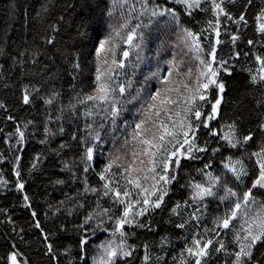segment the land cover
<instances>
[{
  "label": "snow or ice",
  "instance_id": "snow-or-ice-1",
  "mask_svg": "<svg viewBox=\"0 0 264 264\" xmlns=\"http://www.w3.org/2000/svg\"><path fill=\"white\" fill-rule=\"evenodd\" d=\"M224 2L225 0H169L170 4L175 5L172 7L167 4L161 5L157 0H133L132 3L129 0H112L108 7L105 15L109 19L117 10L120 15L116 24H109L110 31L102 37L95 38L96 42L93 44L96 63L95 89L92 94H87L83 98L76 97L78 104L87 105L88 102H92V107L81 112V116L85 118L84 128L72 134L73 141L79 140L81 149L79 160L83 164V173H85L81 195L90 193L97 197L95 207L83 216L79 224L74 225L78 234L83 230V234L78 235L79 259L82 264H89L88 244L97 233H107V236L94 246L95 255L91 257L90 264H131L137 245L129 243L130 236L136 235L135 231L130 230L152 231L151 220L146 222L142 218L150 217L165 206L166 197L169 196L172 186L179 182V171L183 162L201 159L209 151L211 157L203 163L202 168L195 170L203 180L189 179L186 184L181 185V188L188 190V196L169 208L168 221L174 224L175 229L182 232L187 231L192 222H195V228L199 229L203 221L205 223L203 233L200 231L189 233L190 242L188 236H185L184 246L172 257L171 264H207L213 249L217 254L223 252L226 257H230V262L226 261V264H254V252L257 246L264 245V201H257L253 191L264 190V139L249 151L256 137L255 131L245 132L237 119L226 120L219 127H213L211 124L220 116L222 94L225 91V83L218 77L221 72L231 74L227 61L217 59V46L223 42L220 39V29L223 24L221 17L237 25V32L229 35L234 48L236 41L240 39L237 34L239 27L248 26L246 12L233 16L224 7ZM228 2L234 3V0ZM251 4L252 0H247L245 9ZM196 11L205 13L210 11L213 17L206 21V27H201L199 32L184 26L181 19L182 16L192 18ZM162 18L165 19V24L172 25L176 32V40L171 42L172 56L169 59H158L155 69L144 76L141 86L135 88V95H132L130 90L133 89L134 82L131 77L125 79L122 70L127 66V59L132 53L136 54L137 61L143 59L141 53L145 34ZM83 27H88L87 21L83 23ZM52 30L56 31L55 25L52 26ZM255 31L261 39H264V7L255 15ZM206 32L210 35H205ZM80 34L83 36L86 32ZM204 40L209 41L208 49L202 46ZM255 42L249 39L247 44L251 46ZM46 43L54 44V37H49ZM177 47L185 49L184 55H191L197 61L194 80L191 67L187 72H181L184 60L182 57L178 58L179 54L175 51ZM30 55L35 62L34 58L39 53L32 52ZM244 55L248 56V53L245 52ZM252 55L258 68L255 72L249 70L250 82L264 85V55L256 53ZM21 56L23 57L24 53H21ZM234 56L238 58L239 52L234 51ZM162 65L167 67L164 68ZM72 68L76 71L80 70L81 65L78 60L72 62ZM181 76L187 79H174ZM152 79L157 81L158 86L148 91L145 100L144 86ZM213 86L217 89L214 101L208 97V92ZM39 93V88L35 86L29 88L24 85L19 101L23 105H29L33 102V96ZM58 95L57 91L52 90L48 96L41 98L45 105H51ZM133 101L139 103L140 107L136 110L133 121L129 123L125 120L123 125L127 130L123 147L134 146L131 151L133 159L126 163V156L110 155L109 158L99 162L98 170L95 169L93 166L97 163L96 149L104 143L102 132L104 123L96 125L93 118L100 112L93 109H103L104 114L101 119L102 121L110 119L112 133L115 135V129L120 127L117 120L125 110L124 106L132 104ZM205 104L210 105V111L207 113L203 110ZM70 107L75 110L76 104H71ZM0 108L7 110L3 101H0ZM136 116H139V119H136ZM7 119L12 120L13 117L8 116ZM257 128L264 137V118L259 121ZM201 129L208 138H211L206 139L203 144L199 143ZM58 131L63 134L64 128L60 127ZM50 132L51 129L46 122L45 136L47 137ZM81 132L85 134L80 135ZM11 135L5 137V143H9L8 137ZM15 137L17 144L25 143V133L19 126L15 128ZM60 147L64 148L66 145L61 144ZM237 152L240 153L239 156L235 155ZM217 155L221 157L219 168L217 172H213L214 158ZM36 160L38 162L39 157ZM20 161L21 157L16 155L12 173L18 178L15 181L17 191L23 193L25 183L19 179ZM35 167L34 162L32 169ZM32 169L29 171L31 172ZM62 170H70L69 165L65 163ZM89 172L94 173L98 186L89 183L87 177ZM72 176L75 178L76 173L73 172ZM245 177L251 178V186L245 185L246 190L241 196L238 187L244 184ZM233 180L235 185L232 184ZM56 183L64 182L58 180ZM7 184L8 181L0 176V186ZM209 198L218 199L220 205L225 206L222 215L212 218L211 228L207 227V218L201 211L202 208L207 209L206 202ZM105 200L108 206L102 203ZM22 206L31 207L27 194L23 195ZM85 207L83 202L76 200L72 207L68 208V215H72L74 208ZM6 211L0 209V212L6 213ZM31 217L34 228L39 231L41 237L43 254L50 262L55 261L56 264H60L54 242L49 239L50 235L56 234L49 233L41 227L37 212L32 211ZM171 217H176L178 220L173 221ZM237 221H239L238 227ZM8 223H13L10 217ZM59 231H67V228L62 225ZM229 231L232 233L231 242L234 245L232 251H229L223 238L216 240L222 232L227 234ZM209 232L212 233L211 237H208ZM13 233L19 236L21 242L26 243L23 235L15 232V228ZM168 243L170 237L162 236L159 242L161 250ZM143 248L141 264H152L153 258L149 253V246L144 244ZM72 251L71 247H66L60 254L68 257L67 264H74ZM261 256H264V252ZM162 261H164L162 256L156 257V264H161ZM0 264H32V261L13 240L8 250L0 255Z\"/></svg>",
  "mask_w": 264,
  "mask_h": 264
},
{
  "label": "trees",
  "instance_id": "trees-1",
  "mask_svg": "<svg viewBox=\"0 0 264 264\" xmlns=\"http://www.w3.org/2000/svg\"><path fill=\"white\" fill-rule=\"evenodd\" d=\"M130 3L133 0H129ZM112 0H0V101L6 104L7 110L0 108V176L8 181L7 186H0V209H6L0 212V255L8 250L10 243L15 240L19 248L30 258L32 264H56L55 261H49V258L43 254V244L39 231L34 228V221L31 212L38 214V220L41 227L49 233V239L54 242L56 255L60 257V264H67L68 257L61 256V252L66 247L72 248L74 264H82L79 259L78 235L83 234V230L78 234L74 225L81 222L84 215L95 207L97 197L92 194L81 195L83 191L82 181L83 164L79 160L81 151L79 140H72V134L84 128L85 118L81 112L92 107V102L87 105H80L76 102V97L83 98L87 94H92L95 89L94 79L96 72L95 54L93 44L97 36H103L110 31L109 24H116L120 15L117 10L113 17L109 19L105 13L111 5ZM161 5L175 7L169 3V0H157ZM247 0H234L229 3L225 0L224 7L230 11L233 16H238L240 12H246L248 26L239 27L240 39L236 41L235 48L230 41L229 35L237 32V25L221 17L223 24L221 26L220 39L223 41L217 46V59L227 61L230 75L221 72L219 79L225 83V91L222 94L223 100L220 110V116L216 121H212L213 127H219L224 121L237 119L242 129L255 131L256 137L253 141V148L264 139L261 136L257 125L264 118V85L252 84L250 82L249 70L255 72L258 68L253 53L264 55V39L255 31V15L264 7V0H252V4L245 9ZM46 9V10H45ZM184 26L192 28L199 32L201 27H206V21L213 19L211 12H194L192 18L187 16L181 17ZM87 21L88 27H83ZM144 22H147L145 18ZM135 21H133V24ZM55 25L56 31L52 30ZM81 32H86L81 35ZM205 35H210L206 32ZM54 37V44H47L46 40ZM249 39L256 41L251 46L247 44ZM176 40V32L172 25H166L165 19L154 25L151 31L145 34L143 59L137 61L135 53H132L127 59V66L122 72L125 79L131 77L134 82L133 89L130 90L135 95V88L141 86L144 76L155 69L157 60L169 59L172 56L171 42ZM202 46L209 48V41L204 40ZM123 48V46H121ZM175 51L182 57L184 63L181 72H187L192 68V79H195L196 64L191 55H184L185 49L177 47ZM234 51L239 52L238 58L234 56ZM32 52H37L33 62ZM247 52L248 56L244 53ZM24 53V56H21ZM230 57H232L230 59ZM15 58V59H14ZM81 68L76 71L72 68V62L77 61ZM21 61L23 63L21 64ZM166 68V65H162ZM166 74V73H162ZM174 79H184L181 76ZM24 85L29 88L35 86L40 89L39 95L33 96V102L29 105H23L19 101V96ZM157 81L152 79L144 86L143 98L147 99L148 91L157 87ZM55 90L59 93L58 97L51 105H45L41 97H46ZM217 89L213 86L209 92V99H215ZM131 98L130 96L128 97ZM99 103V102H97ZM76 104L74 110L70 107ZM140 107L139 103L133 101L132 104H126L125 110L117 120L120 127L115 129V135L112 133V124L110 119L103 120V109H93L100 114L94 116L97 126L104 123L102 130L104 143L96 149L97 163L93 166L99 169L100 161L109 158L110 155L120 154L126 156V163L130 162L133 157L131 151L133 145L123 147L127 130L123 128L125 120L131 123L134 119L136 110ZM205 113L210 111V105L203 106ZM12 116L13 119H7ZM59 116V118H57ZM139 119V116L135 117ZM31 121V123H28ZM48 123L51 132L46 137L44 133L45 123ZM91 122V121H89ZM27 125V127H25ZM19 126L25 133V143L17 144L15 137V128ZM64 128L61 134L58 130ZM8 137L9 143H5V137ZM84 135L85 133H79ZM208 138L203 129H201L200 141L203 144ZM41 141H44L41 143ZM66 147L61 148L60 145ZM215 146V145H213ZM19 155V169L21 177L25 183L24 192L17 191L15 181L18 179L12 173L15 156ZM239 156L240 153H235ZM39 157L37 162L36 158ZM211 157V152L201 159L194 161H184L179 171V182L175 183L169 196L166 197L167 203L161 210H157L150 217H144L146 222L150 219L153 230L133 229L135 236H130L129 243L137 245V251L133 254L131 264H141V258L144 254L143 245L149 246V253L152 255V264H156V257L162 256L164 262L171 264L172 257L177 255L184 246V237L190 235L192 231L203 233L205 223H200L199 229L195 228V222H192L187 231L182 232L175 229L173 223H169V208L177 201L187 198L188 190L181 188L189 179L195 181L203 180V177L195 171L202 168L203 163ZM213 172H217L221 157L217 155ZM36 163L35 169L32 164ZM247 162V159H246ZM67 163L70 170H62ZM29 169H32L30 172ZM76 173L73 178L72 173ZM88 181L92 185H97V178L93 172L87 174ZM62 180L64 183L57 184L56 181ZM235 185V181H232ZM245 185L251 186V178L245 177L244 184L239 185L238 190L242 193L246 190ZM98 186V185H97ZM257 201H264V190L254 189ZM222 192V189H221ZM27 194L30 198V208L23 207V195ZM71 198V200L69 199ZM79 200L85 204L84 209L74 208L72 215H68V208ZM63 202V203H61ZM104 206L108 202L102 201ZM206 210L201 209L202 214L207 218V227H212V218L216 215H222L225 206L220 205L219 200H209L206 202ZM55 213V214H54ZM183 215V213H182ZM13 221L8 223V218ZM171 220L177 221L178 218L171 217ZM65 226L67 231H59L60 226ZM236 226H239L237 221ZM21 233L24 237L23 243L19 236L14 235ZM111 228V225H109ZM91 235V233H89ZM98 236V238H97ZM93 236L88 244L89 264L91 257L95 255L96 244L104 240L107 233H97ZM162 236L170 237L163 250L159 247ZM212 233H208L211 237ZM206 237V238H208ZM223 238L229 251L234 249L232 244V233H221L216 240ZM215 243V241H214ZM264 245H258L254 252V264H264ZM230 262V257L225 254L215 253L208 258L207 264H226Z\"/></svg>",
  "mask_w": 264,
  "mask_h": 264
}]
</instances>
